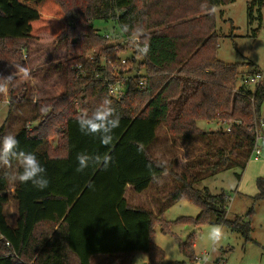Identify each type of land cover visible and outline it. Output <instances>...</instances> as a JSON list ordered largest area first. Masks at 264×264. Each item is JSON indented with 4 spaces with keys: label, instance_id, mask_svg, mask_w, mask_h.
I'll use <instances>...</instances> for the list:
<instances>
[{
    "label": "trees",
    "instance_id": "trees-1",
    "mask_svg": "<svg viewBox=\"0 0 264 264\" xmlns=\"http://www.w3.org/2000/svg\"><path fill=\"white\" fill-rule=\"evenodd\" d=\"M236 1L0 0V75L14 72L17 64L29 68L31 41L41 32L64 43L68 57L65 90L54 98L39 100L34 118L38 125L31 127L28 121L14 134L19 150L35 154L49 180L44 189L31 182H16L14 225L9 223L5 208L11 199L8 174L0 175V264H132L138 253L149 255L148 264H162L164 253L153 243L155 224L169 233L176 223L211 221L227 224L232 232L251 238L250 222L227 218L230 196L197 186L224 169L246 168L261 119L264 83L250 90L240 65L227 64L217 55L215 13L208 9ZM263 6L264 0L248 3L250 23L262 20ZM97 19L115 21L120 28L127 24L130 31L121 30L128 35L142 28L150 44L142 61L146 88L140 90L137 80L131 81L120 102L108 92V71L99 57L89 61L83 56L98 49V56L105 55L120 66V56L127 48L111 45L92 25ZM78 64L86 76L71 69ZM95 72L102 78H95ZM236 88L241 94L235 93ZM8 94L11 113L25 100V89L11 87ZM106 97L121 117L107 146L98 136L81 132L75 119L83 110L91 113ZM3 98L0 95V101ZM42 106L47 107L46 114L40 111ZM229 120V131H205L198 126L199 121L219 124ZM159 127L169 135V142L161 144L167 159L171 150L177 158L186 159L181 171L174 167V155L168 163L152 153ZM7 131L6 121L0 127V137ZM54 135L59 137L55 148L49 140ZM217 140H223L230 151L203 153L204 148L214 149ZM81 152L107 154L110 161L106 167L90 164L77 171ZM159 161H166V166L158 167ZM159 181L163 186L155 188ZM153 186L151 207L129 200L131 191L141 194ZM258 186L256 198L264 200V178L258 180ZM182 199L198 205L199 215L195 220H166L163 214L167 208ZM193 245L192 237L180 245L192 260Z\"/></svg>",
    "mask_w": 264,
    "mask_h": 264
},
{
    "label": "rangeland",
    "instance_id": "rangeland-1",
    "mask_svg": "<svg viewBox=\"0 0 264 264\" xmlns=\"http://www.w3.org/2000/svg\"><path fill=\"white\" fill-rule=\"evenodd\" d=\"M251 0H237L234 3L215 8L216 32L219 35L217 55L219 59L227 64L240 65V71L245 77L255 75L259 70L264 71V6L261 9L262 20L256 18L252 23L249 19L248 3ZM258 8L254 9L257 16ZM92 25L102 35H109L111 43L117 39V35H122L119 24L115 21L93 20ZM93 49L83 53L93 54ZM124 58H130L132 52L128 50L121 54ZM68 57L65 54V44L57 43L54 37L48 33L41 32L38 38L31 41V52L29 58V69L31 79L25 81L17 79L12 88L25 89V100L18 103L9 113V94L0 101V127L7 121V134L14 135L26 122H31V127L38 124L34 121L36 115V103L42 99L54 98L65 90ZM135 76L136 73H130ZM264 83V79L262 81ZM247 87L255 91L256 84H247ZM22 91L18 96H21ZM8 100V102H7ZM264 113V102L261 109ZM198 126L205 131L224 130L221 124L215 122L199 121ZM158 128V142L151 151L156 157L166 159L168 163L173 156L174 165H184V157H176V153L169 151L167 159L166 151L161 148V144L169 142V135L165 128ZM52 147H58L59 137H51ZM161 141L163 143H161ZM223 140H217L214 149L204 148L203 153L212 155L220 150L230 151V147ZM260 145L264 148V143ZM170 146V145H167ZM180 151V150H177ZM181 152V151H180ZM178 160V161H176ZM183 162V163H182ZM179 164V165H178ZM17 164H12L10 168H0V175L17 173ZM175 167V166H174ZM176 168V167H175ZM176 168V170H178ZM240 176V179L238 178ZM264 178V159H250L246 168L242 170L240 166L224 169L201 182L197 183L200 189L208 187L213 194L222 192L230 196L227 207V218L235 220L237 217L241 221L250 222L252 227L251 238L247 240L242 235L232 232L227 224H216L211 221H204L196 225L195 222L176 223L171 227V232H163L160 225L155 224L153 231V243L164 253L162 264H202V258L208 256V264H264V200H258L259 194L258 180ZM168 178V177H167ZM163 181L156 183L155 188L162 187ZM16 182L8 179L7 193L11 197L5 206L9 223L14 225L17 215V202L13 198ZM154 186L145 193L137 194L131 191L128 195L130 201L151 207L150 192H155ZM167 191V190H166ZM201 209L198 205L186 199L178 201L167 208L163 216L168 221L175 222L179 218H189L195 220ZM213 225H220L223 228L224 236L219 243L213 245L208 238V233ZM193 239V255L185 253L181 249V244ZM149 255L138 253L134 257L132 264H148ZM115 264V263H114Z\"/></svg>",
    "mask_w": 264,
    "mask_h": 264
},
{
    "label": "clouds",
    "instance_id": "clouds-1",
    "mask_svg": "<svg viewBox=\"0 0 264 264\" xmlns=\"http://www.w3.org/2000/svg\"><path fill=\"white\" fill-rule=\"evenodd\" d=\"M202 8H207L206 4L201 5ZM209 13L215 11L214 8L208 9ZM124 32H129V26L124 24L121 26ZM133 31V30H132ZM135 36L139 40V44L136 47L138 56L143 57L150 51V44L147 38L144 37L143 29L136 28ZM15 71L7 76L0 75V95L7 96L10 88L13 86L17 79H23L25 81L30 80L31 72L27 66L24 65H13ZM42 113H47V107H41ZM76 122L79 125L81 132L86 135L98 136L100 143L107 146L113 141V130L120 126V115L113 107V102L109 98H104L100 105L89 113L87 110L81 111L76 117ZM12 160L18 162L20 171L17 173L8 174V179L15 183H28L38 189H44L48 186L49 180L46 178V169L42 166L37 156L31 152H25L19 150V141L15 135L6 134L0 137V168H10ZM78 168L77 171H83L90 164H101L106 167L110 161V157L105 154L90 155L86 152H81L77 155ZM166 161H159L158 167H165ZM151 167V165H149ZM165 175L167 173L165 172ZM224 236L222 226L213 225L208 233V238L213 245L220 242ZM209 257L204 256L202 258V264H208Z\"/></svg>",
    "mask_w": 264,
    "mask_h": 264
},
{
    "label": "built area",
    "instance_id": "built-area-1",
    "mask_svg": "<svg viewBox=\"0 0 264 264\" xmlns=\"http://www.w3.org/2000/svg\"><path fill=\"white\" fill-rule=\"evenodd\" d=\"M111 45H120V46H127L124 52L130 50L132 52V56L130 58H124L120 56V66L118 63L111 61V59L105 55L98 56V49H93V54H86L85 59H89V61H96L97 57H99V61L101 65H103L108 73L105 74V82L107 83V88L109 94L116 99L117 101H122L129 90L130 82L137 80V86L140 90H144L147 85V77L144 70V66L142 65V61L144 60L145 56L140 57L136 52V47L139 44V40L136 38L135 35H128L122 31V35H117L115 38H120L117 41L111 43V39L109 35H103ZM82 65H73L71 68L72 70L77 71V75L86 76V72L80 70ZM80 70V71H79ZM134 71L136 73L135 76H132L130 73ZM95 78H102V75L99 72H95L93 75ZM104 77V76H103ZM264 79V71L259 70L255 75L245 77L244 84H256L259 85L262 83ZM235 93L241 94L238 88L235 89ZM8 102V100H7ZM9 103V102H8ZM232 120L225 121L221 124L225 130H230V124ZM264 138V121L260 119L258 125L256 126V142L254 145V149L252 151L251 158L254 160H261L264 159V150L263 147L260 145L262 139Z\"/></svg>",
    "mask_w": 264,
    "mask_h": 264
},
{
    "label": "crops",
    "instance_id": "crops-1",
    "mask_svg": "<svg viewBox=\"0 0 264 264\" xmlns=\"http://www.w3.org/2000/svg\"><path fill=\"white\" fill-rule=\"evenodd\" d=\"M262 106H263V104H262ZM261 109H262V107H261ZM260 117H261V119L264 121V113H262L261 111H260ZM263 150H264V148H263ZM178 161V160H177ZM183 163V162H182ZM179 165V164H178ZM177 169H178V167L179 166H175ZM182 167L183 166H180V168L178 169L179 171H181L182 170ZM262 178V177H261ZM206 179V178H205ZM17 216V215H16ZM16 220V219H15ZM115 264H117V263H115Z\"/></svg>",
    "mask_w": 264,
    "mask_h": 264
}]
</instances>
